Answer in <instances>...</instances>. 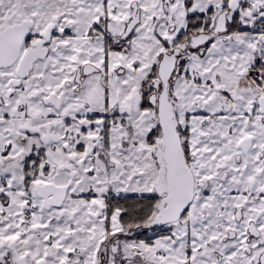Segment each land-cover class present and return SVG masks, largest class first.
I'll list each match as a JSON object with an SVG mask.
<instances>
[{
  "label": "snow or ice",
  "instance_id": "1",
  "mask_svg": "<svg viewBox=\"0 0 264 264\" xmlns=\"http://www.w3.org/2000/svg\"><path fill=\"white\" fill-rule=\"evenodd\" d=\"M0 264H264V0H0Z\"/></svg>",
  "mask_w": 264,
  "mask_h": 264
}]
</instances>
